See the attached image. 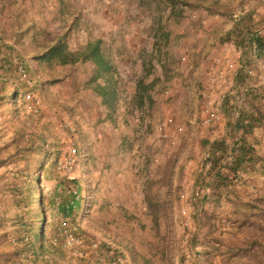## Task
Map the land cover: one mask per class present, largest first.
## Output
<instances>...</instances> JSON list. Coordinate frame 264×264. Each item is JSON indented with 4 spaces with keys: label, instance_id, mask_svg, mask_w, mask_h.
I'll return each instance as SVG.
<instances>
[{
    "label": "rangeland",
    "instance_id": "1",
    "mask_svg": "<svg viewBox=\"0 0 264 264\" xmlns=\"http://www.w3.org/2000/svg\"><path fill=\"white\" fill-rule=\"evenodd\" d=\"M11 2L0 3V264H264V49L245 38L264 39V0H35L16 17ZM94 40L114 68L112 110L88 85L91 62L46 54ZM217 59L234 64L221 84ZM205 98L222 122L203 131ZM72 148L73 168L58 172ZM37 230L34 256L23 241Z\"/></svg>",
    "mask_w": 264,
    "mask_h": 264
},
{
    "label": "trees",
    "instance_id": "2",
    "mask_svg": "<svg viewBox=\"0 0 264 264\" xmlns=\"http://www.w3.org/2000/svg\"><path fill=\"white\" fill-rule=\"evenodd\" d=\"M245 33H247L245 36L246 42L250 47L254 48V50L257 51L264 49V39L258 32H251L245 29ZM238 40H244L241 38V34H238ZM61 46L62 45L57 42L52 45L51 48L47 49L46 54L48 55V58L51 59L53 57H57L60 64H74L85 61L91 62L94 66V70L93 75L89 79L88 85L95 94L101 97L103 104L108 110L114 109V104L116 102V86L115 83H113L112 77L114 68L110 62L109 57H107V55L101 49V41H89L82 48V50L75 52L65 51L64 47ZM100 79L102 80V82H99ZM144 86L145 85L143 84V81L139 80L137 83V98L142 97V93H140V90L141 88H145ZM16 95L17 92L15 93V97ZM237 148L238 155H235V157H233L231 161L233 162V170L235 169L234 167L240 164L241 158H243L242 156H245L247 154V149L245 148L244 144H239ZM72 180L73 179H68L67 177H65V181H62L61 183L63 184L60 186L62 188H67V184L72 182ZM36 205L42 208L41 200H37ZM74 207L75 201L73 199V201H69L68 204H61L58 210L63 215H67L73 210ZM42 238L43 231H34L33 236L29 235L25 238V240L23 241V246L27 248V250H30V252L34 256H37V249L41 250L43 248V245L41 243ZM38 243L39 245H37L36 247V244Z\"/></svg>",
    "mask_w": 264,
    "mask_h": 264
},
{
    "label": "built area",
    "instance_id": "3",
    "mask_svg": "<svg viewBox=\"0 0 264 264\" xmlns=\"http://www.w3.org/2000/svg\"><path fill=\"white\" fill-rule=\"evenodd\" d=\"M218 62L219 65L216 67L215 70V77H213L212 82L216 81L219 84L225 83L226 81V71H231L234 68V64L232 62H224L219 61L218 59L215 61ZM222 66V67H221ZM19 71L21 73H24L22 67H19ZM23 76H25L23 74ZM205 96V95H204ZM27 98H29V95H27ZM200 115H201V127L203 128V131H206L208 128L213 126H219L222 122V116L219 113V111L214 107L213 103L209 98H205V100L202 103V106L200 108ZM77 151L75 148H72L68 157L63 159L62 161L58 162L56 166V170L60 173H69L71 169L73 168L75 162L77 161ZM233 156L229 155V160H231ZM211 167V162L208 160L204 164V171L209 170ZM195 196H198V191H196ZM181 197H183V194H181ZM62 226H66V222H62ZM72 241V236L69 235L67 239V243L70 244ZM122 260L120 258H113L110 264H121Z\"/></svg>",
    "mask_w": 264,
    "mask_h": 264
},
{
    "label": "crops",
    "instance_id": "4",
    "mask_svg": "<svg viewBox=\"0 0 264 264\" xmlns=\"http://www.w3.org/2000/svg\"><path fill=\"white\" fill-rule=\"evenodd\" d=\"M34 1L35 0H12V2H11V4H12V15L11 16L13 17L15 15V17H16V16H18V13H20V12H22V14H23V10H24L23 8L25 7V9H27L28 8L27 5H30ZM0 3H1V0H0ZM3 4L4 3L2 2L1 5H3ZM5 11H7V9ZM4 28H5V26L3 25V21L1 18V11H0V32L4 31Z\"/></svg>",
    "mask_w": 264,
    "mask_h": 264
}]
</instances>
